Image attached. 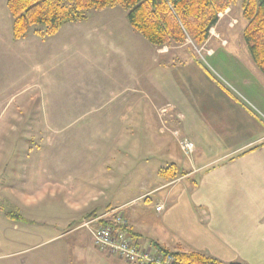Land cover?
I'll list each match as a JSON object with an SVG mask.
<instances>
[{"label": "rangeland", "instance_id": "1", "mask_svg": "<svg viewBox=\"0 0 264 264\" xmlns=\"http://www.w3.org/2000/svg\"><path fill=\"white\" fill-rule=\"evenodd\" d=\"M241 1H235L231 13L219 15L217 27L210 30L211 39L208 38L203 45L196 46L186 38L183 43L164 47L168 48V58L175 62L174 69L181 68L189 73L188 69L203 67L216 81L215 86L229 91L238 107L255 113L264 128L263 110L256 100L259 96L264 98V75L252 61L243 40L246 21L242 17ZM5 3L3 10L0 6V264H90L85 251L87 240H84L88 230L81 224L106 210L87 213L79 219L77 228L85 230H79L78 239L73 236L52 239L58 228L64 230L59 197H54L56 189L67 188L65 196L75 195L78 208L87 205L91 193L99 201L109 197L114 206L120 202L110 189L107 190L106 184L116 174L112 165L118 161L112 159L115 155L120 154L123 161L134 167L126 172L124 182L130 181V185L133 182L135 189L128 187L124 194H120L128 195L127 199H130L136 197L142 183L152 186L156 182H180L187 174L188 166L193 164L194 151L191 155L182 151L179 141L190 139L176 128L162 127L159 133L158 125L142 122L144 125H139L138 130L132 123L134 115L106 114L109 110L103 106L92 110L78 109L76 114L69 112L73 115L54 114L60 108L58 103L52 104L56 93L53 86L55 77L57 82L63 83V88L57 90L62 92V100L67 96L64 92L69 95L72 86L77 96L100 92L101 79L109 71L107 58H104L108 51L102 50L93 29L97 23L105 21L101 13L117 11L125 15L120 6L88 10L84 22L67 25L59 33L57 31L56 38L61 42L57 46L61 51L65 48L66 53L60 52L61 60L52 64L55 39L44 37L46 39L42 41V37L34 34L33 30L43 28L32 27L20 38L21 41L14 43L11 39L12 18L11 28L6 25L9 21L6 15L10 13ZM70 39L73 43H67ZM144 55L142 49L140 56ZM54 65L57 70L53 72ZM43 73L46 77L51 76V80L43 82L40 78L45 76ZM141 118L146 121L148 115L142 114ZM136 140L141 144L139 148ZM116 141H127L126 150L105 147ZM156 142L157 149L153 146L156 158L138 165L132 162L133 153L140 150L139 158L147 155L148 143L154 145ZM228 147L225 144L219 148L211 147L209 155L214 156L217 151ZM179 156L185 160L183 167ZM171 165L175 166L173 170ZM61 166H65V170H60ZM167 167L171 170L166 179L157 174L148 178L149 170L154 173ZM59 172L66 173L64 182L57 177ZM195 180L193 173L182 183L175 184L169 189L171 199ZM167 189L154 194L151 201H134L128 206L131 205L130 208L136 212L144 209L153 212L155 200L164 198ZM143 231L147 235L144 226Z\"/></svg>", "mask_w": 264, "mask_h": 264}, {"label": "crops", "instance_id": "2", "mask_svg": "<svg viewBox=\"0 0 264 264\" xmlns=\"http://www.w3.org/2000/svg\"><path fill=\"white\" fill-rule=\"evenodd\" d=\"M4 2L0 0L2 10ZM231 7L224 11V15L231 13L234 8L233 5ZM101 15H104L105 21L97 23L93 30L102 50L108 51L104 58H107L109 71L101 79L100 92L77 96L72 86L69 95L64 92L67 96L62 100V92L57 90L63 88V83L57 82L55 77L53 86L56 93L52 104L58 103L60 108L54 114L68 115L72 111L76 114L78 109L92 110L103 106L109 110L106 114L134 115L132 123L138 130L139 125H144L142 122L150 126L158 125L159 133L162 127L176 128L194 144L193 164L188 166V172L180 182H156L152 186L142 183L136 191V197L127 199L128 195L120 194H124L128 187L135 189L133 182L131 185L130 181L124 182L126 172L134 167L123 161L120 154L115 155L112 159L118 161L112 165L116 174L106 187L120 203L112 206L109 197L99 201L91 193L87 205L78 208L75 195L65 196L67 188L56 189L58 191L54 197H59L58 207L63 211L64 230L58 228L52 239L73 236L76 240L79 230L83 229L77 228L82 216L120 207L128 221L131 235L143 248L155 250L157 245L169 251H195L224 264L234 261L264 264V128L259 122L260 118L251 110L238 107L230 92L216 87V81L203 67L188 69L190 75L184 69H174L175 62L168 58V48H158L146 41L129 25L123 12L111 11ZM6 17L9 20L6 25L11 28L10 14ZM84 21L65 24L57 33L67 25ZM57 33L47 37L55 39L52 43V64L61 60L60 52L66 53L65 48L61 51L57 46L61 43L56 38ZM11 39L14 43L22 40L14 39L13 35ZM41 39L45 41L46 38ZM67 43H73V39ZM142 49L145 51L144 57L140 56ZM143 66L145 69H140ZM56 70L54 65L53 72ZM58 73L59 70L56 76ZM44 75L40 76L43 82L51 80V76ZM55 82L57 84L54 85ZM259 97L256 100L261 104L264 116V98ZM142 114L148 115L146 121H142ZM128 144L127 141H116L109 142L105 147L126 150ZM224 144L229 145L228 149L217 151L214 156L209 155L211 147L219 148ZM136 146H141L139 140H136ZM148 146L147 155L139 158V154H142L140 150L133 153L132 162L135 165L156 158L157 142L154 145L148 143ZM182 160L180 157L181 166L185 163ZM60 170H65V166H61ZM159 171L153 173L149 170L148 178L157 174L166 179ZM193 173L196 180L171 199L169 189L182 183L183 179L190 178ZM58 175L64 182L66 173L59 172ZM165 188H168L165 196L155 200L153 212L146 209H137L136 212L130 208L131 205L128 206L134 201H151L154 194ZM159 204L163 207L157 211L156 206ZM143 226L147 228V235ZM84 240H87L85 251H88L86 254L90 264H128L117 256L97 249L87 231Z\"/></svg>", "mask_w": 264, "mask_h": 264}, {"label": "trees", "instance_id": "3", "mask_svg": "<svg viewBox=\"0 0 264 264\" xmlns=\"http://www.w3.org/2000/svg\"><path fill=\"white\" fill-rule=\"evenodd\" d=\"M236 0H6L12 18V34L23 38L28 30L39 37L54 35L63 25L84 21L88 10L120 6L129 25L155 47L178 45L190 38L203 45L216 26L219 15ZM246 21L242 36L250 57L264 75V0H242ZM172 170L175 167L172 166ZM167 167L159 171L170 176ZM170 178V177H169ZM168 178V179H169ZM172 260L167 264H223L218 259L195 251H169L155 245ZM146 264H155L148 262ZM228 264H247L234 261Z\"/></svg>", "mask_w": 264, "mask_h": 264}, {"label": "built area", "instance_id": "4", "mask_svg": "<svg viewBox=\"0 0 264 264\" xmlns=\"http://www.w3.org/2000/svg\"><path fill=\"white\" fill-rule=\"evenodd\" d=\"M182 151L191 155L194 144L183 138L179 141ZM162 204L156 206L159 211ZM90 233L92 244L109 255H114L128 264H167L172 260L171 255L162 254L157 249L140 247L137 240L131 235L128 222L123 217L122 209L114 208L100 216L93 217L81 224Z\"/></svg>", "mask_w": 264, "mask_h": 264}]
</instances>
